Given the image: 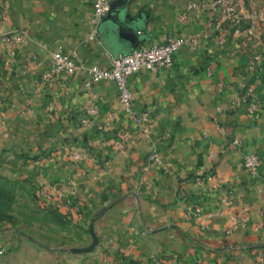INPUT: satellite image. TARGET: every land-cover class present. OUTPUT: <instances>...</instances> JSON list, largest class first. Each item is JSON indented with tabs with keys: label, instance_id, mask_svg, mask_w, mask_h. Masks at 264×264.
I'll use <instances>...</instances> for the list:
<instances>
[{
	"label": "crops",
	"instance_id": "obj_1",
	"mask_svg": "<svg viewBox=\"0 0 264 264\" xmlns=\"http://www.w3.org/2000/svg\"><path fill=\"white\" fill-rule=\"evenodd\" d=\"M212 1L110 0L144 43L195 38L172 69L130 77L127 111L113 82L87 86L83 71L41 84L58 49L99 66L126 51L111 24L93 34L94 0H0V36H26L0 40V152L40 150L42 177L62 180L55 192L77 199L88 219L84 244L68 248L0 231L9 250L0 264H264V83L252 81L249 102L237 86L264 23L247 40L228 23L218 30ZM246 152L261 159L258 174L244 167ZM94 235L92 250H73Z\"/></svg>",
	"mask_w": 264,
	"mask_h": 264
},
{
	"label": "built area",
	"instance_id": "obj_2",
	"mask_svg": "<svg viewBox=\"0 0 264 264\" xmlns=\"http://www.w3.org/2000/svg\"><path fill=\"white\" fill-rule=\"evenodd\" d=\"M212 4L217 8L221 17L215 23L218 30L227 31L223 24H230V31L244 37L245 40L261 36L259 28L264 23V7L243 10L231 0H213ZM111 10L110 0H94L93 34L103 17ZM227 29V30H226ZM25 33L21 29H13L0 36V40L6 43H19L25 40ZM195 38L170 37L162 42H141L129 54H120L114 58L109 66L86 64L81 61L76 52H67L58 49L53 53L49 67L43 72L41 84H47L54 80H68L79 71L86 74L85 84L91 86L100 81H111L117 89L122 107L130 111L134 104V94L130 85V77L141 72H159L163 69L170 70L174 65V54L185 44L192 43ZM212 74V68H208ZM264 83V42L251 54L246 66V75L237 80V86L241 93V101L249 102L253 97L255 87L253 80ZM222 85V83H220ZM235 143L241 144L235 139ZM244 167L252 174H258L261 159L254 152H246L243 159ZM212 176L208 175V179Z\"/></svg>",
	"mask_w": 264,
	"mask_h": 264
},
{
	"label": "rangeland",
	"instance_id": "obj_3",
	"mask_svg": "<svg viewBox=\"0 0 264 264\" xmlns=\"http://www.w3.org/2000/svg\"><path fill=\"white\" fill-rule=\"evenodd\" d=\"M44 157L40 150L33 149L0 152V231L19 230L42 239L44 236L47 245L59 248L84 244L81 241L87 230L81 220L88 223V219L75 208L77 199L55 192L61 188L62 180L42 177ZM8 251L0 248V260L7 262Z\"/></svg>",
	"mask_w": 264,
	"mask_h": 264
},
{
	"label": "water",
	"instance_id": "obj_4",
	"mask_svg": "<svg viewBox=\"0 0 264 264\" xmlns=\"http://www.w3.org/2000/svg\"><path fill=\"white\" fill-rule=\"evenodd\" d=\"M126 13L121 11H116L111 8L109 15L105 16L101 19L99 28L102 31V26L104 24H111L115 29V34L118 35V40H125L127 42L126 51L122 53L123 55L129 54L132 50H134L142 41L147 40V36L145 34H138L136 31V22L134 20L130 22H126ZM120 55V54H119ZM119 55L115 56L117 58ZM94 241L92 244L86 247H77L73 250L75 252H85L90 251L93 247L98 243L96 236L94 235Z\"/></svg>",
	"mask_w": 264,
	"mask_h": 264
}]
</instances>
